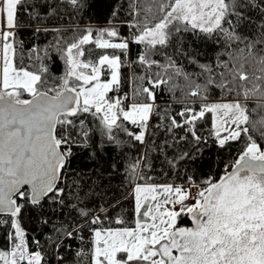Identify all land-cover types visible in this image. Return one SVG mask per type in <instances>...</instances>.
Returning a JSON list of instances; mask_svg holds the SVG:
<instances>
[{
  "label": "snow or ice",
  "instance_id": "6c2138e0",
  "mask_svg": "<svg viewBox=\"0 0 264 264\" xmlns=\"http://www.w3.org/2000/svg\"><path fill=\"white\" fill-rule=\"evenodd\" d=\"M63 2L77 10L87 6L86 0ZM129 7L136 17L130 26L137 30L130 39L120 37L117 27L111 26L96 30L95 37L94 30L87 28L66 46L62 38L50 45L65 65L63 75L55 77L47 63L52 60L49 49L33 47L25 53L24 42L17 39L18 31L34 22L37 33L61 31L40 27L47 15L56 13L52 0H0V213L8 214L6 219L0 217V227L7 229L5 244L0 246V264H42V251L31 250L23 227L28 208L42 212L48 202L53 212L62 213L65 208L69 216L77 212L85 226L101 223L96 212L108 210L89 207L94 190L84 191V185L76 180L62 186L71 167L72 147L81 143L87 147L91 129L85 121L89 115L98 121L101 135L117 146L125 143L119 139L120 133L140 144L147 142L146 136L155 135L153 127L170 133L172 144L165 140L153 150L162 154L161 163L168 166L173 180L152 181L144 171L152 167L147 153L131 158L126 173L135 202V226L90 228L92 247L87 253L78 249V258L90 255V264H264V143L252 135L259 132L264 141V24L251 38L238 31L241 25L253 23L250 11L264 19V0H151L143 8L139 0H132ZM21 15L28 18L27 24L19 22ZM187 31L209 38L215 34L229 46L237 42L244 47L238 57L229 53V61L217 57L215 67L198 64L201 71L197 75L204 77V83H195L189 80L191 74L164 52L174 36ZM133 42L144 48L136 61L128 62L122 55L127 56ZM89 44L120 50L122 55L105 52L93 60L84 48ZM26 54L38 62L35 71L23 63ZM156 55L163 56L164 62L153 59ZM189 62L197 63L194 57ZM137 64L143 75L136 74ZM124 66L133 68L132 95L110 96L121 91ZM246 66L254 68L245 71ZM105 70L110 73L108 79L101 78ZM174 76L189 80L193 86L187 95L196 99L184 104L179 113L170 115L167 108L161 113L157 92ZM174 87L167 90L172 92ZM210 88H218L223 99H211ZM249 102L254 107L250 108ZM208 113L212 114L210 134L219 147L231 142L241 147L224 165L218 180L208 176L198 181L191 165L196 159L193 153L202 151L200 144L205 138L197 134V122ZM153 117L167 123L153 126ZM129 124L136 130H130ZM178 131L186 135L177 136ZM180 141L191 147L169 158L164 150ZM181 163L188 166L183 172ZM118 206L119 201L110 205ZM185 215L190 217L191 227L180 225ZM47 223L41 220V224ZM116 223L125 221L118 218ZM53 231L60 235L49 242L58 249L64 238H73L80 228L61 226ZM75 238L83 242V237Z\"/></svg>",
  "mask_w": 264,
  "mask_h": 264
},
{
  "label": "trees",
  "instance_id": "16d2710c",
  "mask_svg": "<svg viewBox=\"0 0 264 264\" xmlns=\"http://www.w3.org/2000/svg\"><path fill=\"white\" fill-rule=\"evenodd\" d=\"M131 2L132 0H86L87 6L77 10L70 4L63 2V0H52L56 13L47 15L40 22V27L60 29L61 31L59 33L52 31L37 33L35 32L36 23L34 22L31 27L21 28L17 33V39L24 42L25 53L33 47L41 50L49 49L52 57V60L47 62L49 63L50 73L52 76L59 77L63 75L65 69L64 61L61 59L59 53L50 49L49 46L55 45L58 38H62V45L66 46L68 43L73 42L75 38L84 35L87 28L94 30L95 37L96 30L116 26L120 37L130 39L132 33L137 31L130 26L136 18L129 7ZM150 2L151 0H139L141 8ZM113 12L116 13L115 16H113ZM153 12H156L155 7H153ZM248 14L251 16L253 23L241 25L238 31L241 35L251 38L257 32L258 26L264 24V19L255 11H250ZM156 15L159 18V14L156 13ZM140 18H143V13H141ZM232 19L235 22L234 17ZM18 20L22 24L28 23V18L23 15L19 16ZM225 27H227V24H225ZM218 40L219 43L217 42ZM115 42L119 41L116 40ZM243 47L244 44L237 42L229 46L224 42L222 37H218L215 34L209 38L203 33L187 31L174 36L170 42V46L164 49V52L172 55L177 67L183 68L185 72L191 74L189 80L203 84L204 77L197 75L201 71L198 64H211L215 67L217 57L222 61H229V53H231L232 57H238L240 56L239 49ZM84 48L87 57L93 60H96L100 55L105 54V52L109 55H122L120 50L97 49L91 44L85 45ZM143 48L144 45L142 44L131 43L127 56L122 55V59L128 62L136 61ZM89 49H91L90 52L88 51ZM192 57L195 58L197 63L189 62ZM153 59L161 63L164 62V57L161 55L153 56ZM23 63L29 67V70L35 71L38 67V62L35 59H28L27 54L24 57ZM17 65H19V60H17ZM229 66L231 67V62ZM134 68L137 75H143V69L138 64ZM253 68L254 66H246L245 71H252ZM132 71L133 68L127 66L121 68L122 83L126 85L129 97H131L134 87L130 80ZM153 71H156V69H153ZM216 71H224V69L217 68ZM189 80L174 76L169 85L163 86L158 90L156 103L159 105L161 113L167 108L169 114L174 115L182 110L184 104L194 103L196 98L187 95L193 86L189 83ZM173 85L175 86L174 90L169 92L167 88ZM210 92L211 99H223L218 88H210ZM110 95H113V93H110ZM25 98H28L27 94H25ZM249 107H254V103L249 102ZM252 118L254 120L257 119V114H252ZM177 119L179 120L180 117H177ZM85 122L87 127L91 129L87 147L83 143L72 147L71 167L63 178L62 186L72 185L74 180L81 182L84 185V191L92 189L96 194L92 198L89 207L93 209L103 207L108 211L106 213L96 212L100 216V224L85 226V220L79 217L77 212L74 211L72 216L67 214V208L62 213L53 212L50 210L48 202H44L42 212H37L31 208L26 209L23 227L26 230L31 250L42 251V264H44V261H47V264H78V261L80 264H90V255L85 256L82 260L76 256L78 249L87 253L92 247L90 228H121L133 227L135 225L134 198L130 195L132 188L127 180L126 173L127 164L131 158L147 153L152 167H146L144 171L148 176L152 177V181L155 183H167L173 180V174L169 171L168 166L161 163L163 159L162 154L159 151L153 150L155 144H160L165 140L169 144H172L170 133L164 132L162 128L153 127L152 131L155 132V135L151 137L146 136L147 142L145 144L131 141L127 135L120 133L119 139L125 143L117 146L115 143H109L107 138L101 135L98 121H93L90 115L86 118ZM161 123H167V121H161L159 117H153L151 120V125L153 126ZM128 126L130 130H136V126L130 124ZM196 130L197 134L205 139L200 144L202 151L193 153L196 159L191 168L197 171L198 181L208 176L218 179L224 172V165L232 161L241 144L231 142L224 148L219 147L215 142V137L210 134L212 132V114L210 113L206 114L204 119L197 122ZM176 135L185 136L186 133L178 131ZM252 135L257 139L258 143H264V141L260 140L259 132H252ZM188 140H191L190 136H188ZM190 147L191 144H188L186 141H180L179 145L166 148L164 151L171 158L188 150ZM186 167H188L186 164L181 163L179 170L183 172ZM165 173H168V175H165ZM176 182L182 183L183 181L177 180ZM70 191H75V189H70ZM69 199L71 200V197ZM117 201H119L118 207H110V205H115ZM71 202L76 203L75 200H71ZM55 207V205H51V208ZM7 215H0V217L6 219ZM118 218L123 219L125 223L117 224L116 220ZM41 220H47V225L41 224ZM179 223L181 226H190L191 220L185 215L180 219ZM61 226H67L68 230H75L79 227L80 231L75 232L73 238H64L61 246L57 249L49 242V238L55 239L60 235L53 231V228H60ZM6 231L5 227H0V246L5 244L4 233ZM76 236L83 237V242L76 239ZM36 241L39 242V247L36 246ZM59 257L63 258L62 261Z\"/></svg>",
  "mask_w": 264,
  "mask_h": 264
},
{
  "label": "rangeland",
  "instance_id": "374dc122",
  "mask_svg": "<svg viewBox=\"0 0 264 264\" xmlns=\"http://www.w3.org/2000/svg\"><path fill=\"white\" fill-rule=\"evenodd\" d=\"M0 69H2V60H0ZM102 79H108V78H110V73L107 71V70H105V72H103V75H102V77H101ZM109 95H110V93H109ZM111 96V95H110ZM194 190V189H193ZM134 204H135V202H134ZM190 218V217H189ZM191 220V219H190ZM135 226V225H134ZM133 226V227H134ZM192 226V221H191V225L190 226H188V227H191Z\"/></svg>",
  "mask_w": 264,
  "mask_h": 264
},
{
  "label": "built area",
  "instance_id": "2783aa9c",
  "mask_svg": "<svg viewBox=\"0 0 264 264\" xmlns=\"http://www.w3.org/2000/svg\"><path fill=\"white\" fill-rule=\"evenodd\" d=\"M126 89H127L126 85H125L124 83H122V84H121V91L118 92V93H113V95H120V96H123L124 93H128V95H129V91L126 90ZM129 102H131V101H129ZM193 191H195V189H194Z\"/></svg>",
  "mask_w": 264,
  "mask_h": 264
},
{
  "label": "water",
  "instance_id": "95a60500",
  "mask_svg": "<svg viewBox=\"0 0 264 264\" xmlns=\"http://www.w3.org/2000/svg\"><path fill=\"white\" fill-rule=\"evenodd\" d=\"M218 179H219V178H218ZM218 179H217V180H218ZM4 214H7V213H0V215H4Z\"/></svg>",
  "mask_w": 264,
  "mask_h": 264
},
{
  "label": "bare ground",
  "instance_id": "6f19581e",
  "mask_svg": "<svg viewBox=\"0 0 264 264\" xmlns=\"http://www.w3.org/2000/svg\"><path fill=\"white\" fill-rule=\"evenodd\" d=\"M129 76V75H128ZM124 82V81H123Z\"/></svg>",
  "mask_w": 264,
  "mask_h": 264
}]
</instances>
